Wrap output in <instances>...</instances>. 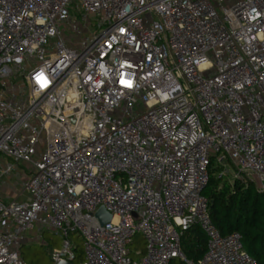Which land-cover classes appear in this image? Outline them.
<instances>
[{"label": "built area", "instance_id": "2783aa9c", "mask_svg": "<svg viewBox=\"0 0 264 264\" xmlns=\"http://www.w3.org/2000/svg\"><path fill=\"white\" fill-rule=\"evenodd\" d=\"M21 162V189L0 190V264H26L35 227L61 239L53 264H258L204 190L215 163L264 193V0H0V184Z\"/></svg>", "mask_w": 264, "mask_h": 264}, {"label": "trees", "instance_id": "16d2710c", "mask_svg": "<svg viewBox=\"0 0 264 264\" xmlns=\"http://www.w3.org/2000/svg\"><path fill=\"white\" fill-rule=\"evenodd\" d=\"M215 168L212 163L209 183L204 190L212 221L224 235L239 232L244 248L258 264H264V193L259 192L254 183L239 179H234L233 186L230 175L219 176ZM72 237L79 238L77 234ZM181 249L187 259L198 261L207 250L205 232L198 225L191 226L181 237ZM75 251L79 263L84 259V251L77 244ZM179 264L185 263L180 260Z\"/></svg>", "mask_w": 264, "mask_h": 264}, {"label": "rangeland", "instance_id": "374dc122", "mask_svg": "<svg viewBox=\"0 0 264 264\" xmlns=\"http://www.w3.org/2000/svg\"><path fill=\"white\" fill-rule=\"evenodd\" d=\"M90 18L94 19V15H91ZM61 31L63 32L64 38H66L68 45L73 48L79 49V43L81 36L78 33L72 31L71 29H67V26H62ZM21 77L15 79V82L20 83ZM8 160V161H7ZM7 162L13 163L11 159H6ZM215 169L219 170L218 165H215ZM228 174L230 175V180L233 186L235 183L234 180V173L236 171L235 167L228 164ZM29 166L25 163L16 164L13 168V171L9 177H7V181L11 185H15V181L17 184L14 186L13 190L21 189V183L26 179V175L28 174ZM219 173V171H218ZM227 174V175H228ZM232 186V187H233ZM257 189V187H256ZM258 190V189H257ZM259 191V190H258ZM8 195L13 196L14 193L7 190ZM261 192V191H259ZM28 241H26L19 250L21 257L24 259L26 264H53L51 258V252L53 249L60 247L61 239L57 236L53 231L45 230L43 232H39L37 227L33 228L32 230L27 232ZM73 242L75 245H79L83 249V243L81 238H74L72 237ZM131 250V256L133 259H139V255L136 254L138 250L144 251L145 249V241L140 234L134 236L131 244L129 245ZM78 260V259H77ZM76 262L78 263V261ZM180 260L177 259L174 261V264H179Z\"/></svg>", "mask_w": 264, "mask_h": 264}, {"label": "water", "instance_id": "95a60500", "mask_svg": "<svg viewBox=\"0 0 264 264\" xmlns=\"http://www.w3.org/2000/svg\"><path fill=\"white\" fill-rule=\"evenodd\" d=\"M96 216L99 219L101 224H106L110 222V220L112 219V214L108 212L104 207H101L97 211Z\"/></svg>", "mask_w": 264, "mask_h": 264}, {"label": "crops", "instance_id": "0c3cea01", "mask_svg": "<svg viewBox=\"0 0 264 264\" xmlns=\"http://www.w3.org/2000/svg\"><path fill=\"white\" fill-rule=\"evenodd\" d=\"M28 172H29V170H28ZM25 175L27 176L28 174H25ZM11 186H13V185L9 184V182L7 181V178H5L4 182H1V184H0V190L2 191L4 196L14 198L15 197V191L13 190L14 187H11ZM7 190L13 192L14 195L13 196L8 195L9 193L6 192Z\"/></svg>", "mask_w": 264, "mask_h": 264}]
</instances>
